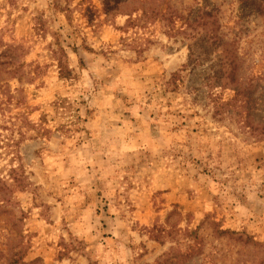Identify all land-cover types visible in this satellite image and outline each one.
Listing matches in <instances>:
<instances>
[{
    "label": "rangeland",
    "instance_id": "1",
    "mask_svg": "<svg viewBox=\"0 0 264 264\" xmlns=\"http://www.w3.org/2000/svg\"><path fill=\"white\" fill-rule=\"evenodd\" d=\"M105 1L0 0L15 54L0 57V250L22 237L43 264H264V137L221 103L233 85L185 64L186 33ZM192 2L240 18L232 30L256 35L236 45L261 57L264 17L170 0Z\"/></svg>",
    "mask_w": 264,
    "mask_h": 264
},
{
    "label": "trees",
    "instance_id": "2",
    "mask_svg": "<svg viewBox=\"0 0 264 264\" xmlns=\"http://www.w3.org/2000/svg\"><path fill=\"white\" fill-rule=\"evenodd\" d=\"M243 6L248 7L251 12H257L264 17V0H238ZM123 2V1H121ZM135 3L132 10L127 12L130 14L133 11H140L147 15L152 20H165L167 24H171L176 31L187 34L188 39V54L185 64L190 65L191 68H196L210 61L206 68L211 70L204 78L213 80L211 86H214L221 79L227 78V83L233 86V95L227 100L221 102L223 105H230L240 101L239 105L246 108V122H249L252 128V133L257 138L264 137V117L263 120L254 121L252 113L260 110L259 107L264 105V91L258 92L261 81L264 80V48L260 52L258 58H253L247 61L240 52L238 43L252 41L256 34L248 36L242 35L240 31H233L232 29L239 23L240 18L234 20L233 24H228L227 20H221L219 15V5L201 4L192 2L191 8L188 7L185 13L180 12L178 7L171 5L170 0H133ZM110 6V7H109ZM196 9H194L195 7ZM121 9L124 6H117L111 4L109 0L104 2L105 13H108L109 8ZM122 12V11H121ZM222 26H228L229 30H222ZM264 29V27H263ZM241 30V28H240ZM264 47V46H263ZM10 47H8L9 50ZM215 53V57H212ZM242 54V55H241ZM7 56L10 62L15 63V54H8L6 50L0 51L1 56ZM18 66H15V70ZM246 70L248 71V83L244 85L239 81ZM264 87V83H263ZM256 94V95H255ZM251 104V107H250ZM255 110V111H254ZM244 111V110H243ZM264 116V115H263ZM252 119V120H251ZM226 232L234 233L233 230H225ZM247 238L251 239V236ZM247 241V240H246ZM253 246L258 250L259 255L264 259V243L260 241H253ZM26 250L24 239H18L15 245L9 249H2L0 253L3 261L0 264H43L41 258H35L30 261L24 259V252ZM262 264V263H260Z\"/></svg>",
    "mask_w": 264,
    "mask_h": 264
}]
</instances>
